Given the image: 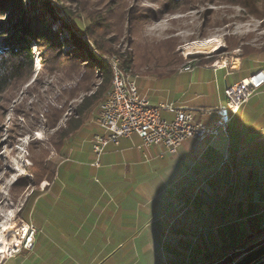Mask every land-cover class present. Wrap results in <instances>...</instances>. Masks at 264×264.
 I'll return each instance as SVG.
<instances>
[{
	"label": "rangeland",
	"instance_id": "1",
	"mask_svg": "<svg viewBox=\"0 0 264 264\" xmlns=\"http://www.w3.org/2000/svg\"><path fill=\"white\" fill-rule=\"evenodd\" d=\"M20 1L24 8L9 9L0 17V26L10 31L0 37V42L10 38L21 14L28 18L43 8V0ZM185 1L184 5H174L168 0H52L57 19H50L49 24L53 31L60 32L59 46L52 49L43 41L30 43L33 68L27 67L0 94V232L10 225L3 222L8 214L2 213L10 207H19L11 222L13 232L8 233L11 247L20 239L24 224L32 223L31 195L37 187L42 188L44 179L56 175L61 161L72 159L71 162L88 167L94 159V153L92 158L88 152L90 148L93 151L92 139L102 132L98 121L102 102H99L80 128L66 133L70 121L80 120L76 110L83 97L91 94L88 88L94 90L98 82L94 63L74 58L77 48L70 33L88 40L85 34L88 27L99 46L107 51L103 58L111 66L117 60L136 77L195 70L184 73L182 78L186 81L197 78L203 82L202 87L211 90L218 85V79L207 67L224 65L238 75L248 67L264 68V4L253 11L225 0ZM63 8L70 10V17ZM62 23L69 24L70 31L62 29ZM210 38L219 40L217 51L187 53L188 47ZM122 55L124 58L131 55L133 66H125ZM187 66L191 69L185 70ZM193 92L194 89L189 91ZM198 229L183 233L172 227L154 234L148 228L134 234L130 257L138 264H220L226 259L233 264L242 252L264 242V233L256 234L252 240L230 249L232 241L222 238L208 244ZM145 240L147 248L140 244L135 248L136 243ZM42 241L43 236L39 242ZM32 246L21 247L12 256L0 253V264L15 256L29 258L31 253H20ZM56 252L61 253L55 247L39 248L30 258L31 264H43L44 259ZM79 257L76 250L70 254V258ZM257 264H264V256Z\"/></svg>",
	"mask_w": 264,
	"mask_h": 264
},
{
	"label": "crops",
	"instance_id": "2",
	"mask_svg": "<svg viewBox=\"0 0 264 264\" xmlns=\"http://www.w3.org/2000/svg\"><path fill=\"white\" fill-rule=\"evenodd\" d=\"M205 69L218 79L211 90L197 78H182L195 70L144 74L136 83L153 105L192 108L198 120L210 123L225 99V87L262 67H248L239 75L224 65ZM162 116L174 115L162 111ZM88 152L93 158L91 148ZM71 160L61 161L56 175L31 195L37 231L31 250L20 253L31 255L3 264H31L34 252L46 247L61 253L43 264H138L130 257L132 239L148 228L157 234L165 228L189 233L198 227L208 244L223 238L233 242V249L264 231V87L234 115L227 133L189 139L174 153L145 146L133 135L108 146L100 167L92 165L93 159L88 167ZM138 244L147 248L146 240L135 248ZM75 250L78 259L70 258Z\"/></svg>",
	"mask_w": 264,
	"mask_h": 264
},
{
	"label": "built area",
	"instance_id": "3",
	"mask_svg": "<svg viewBox=\"0 0 264 264\" xmlns=\"http://www.w3.org/2000/svg\"><path fill=\"white\" fill-rule=\"evenodd\" d=\"M115 62L118 73L124 70L117 60ZM262 87L264 68L227 85L224 90L225 99L216 109V119L205 123L197 119L192 108L178 107L173 103L153 105L147 97L141 95L133 77L130 80L119 79L116 92L111 93L108 101L102 102L99 110L98 121L102 132L95 134L92 139V165L100 167L108 146H119L122 139L133 135L139 136L145 146H164L174 153L189 139L204 141L221 132L227 133L234 115ZM162 111H168L174 116L171 119L165 118ZM24 226L27 227L24 236L20 243L14 244L10 256L21 247L30 248L33 244L36 228L32 223H25Z\"/></svg>",
	"mask_w": 264,
	"mask_h": 264
},
{
	"label": "trees",
	"instance_id": "4",
	"mask_svg": "<svg viewBox=\"0 0 264 264\" xmlns=\"http://www.w3.org/2000/svg\"><path fill=\"white\" fill-rule=\"evenodd\" d=\"M168 1L174 5H184L186 3L185 0ZM225 1L240 4L253 11L261 4H264V0ZM52 3V0H43V8L40 11H35L34 14L30 15L28 18H25L23 14H21L19 19L20 22L13 27L14 34L12 31L10 38L4 39L3 42H0V94L6 91L11 84L23 74V71H25L27 67H31V69L33 68V56L30 43L43 41L52 49L59 44L58 33L60 32L53 31L49 24L50 19H52V21L57 19L54 11L55 8ZM12 8L13 10L15 8H24V4L20 0H0V17ZM63 10L70 17V10L66 8H63ZM17 26L21 27L18 34H16L19 29ZM0 27V37L5 33L10 32L7 28H3V26ZM62 29L70 31L71 27L67 23H62ZM85 30L88 40L84 38L83 35H76L75 32L70 33L74 38V43L77 48V50L73 52L75 53L73 55L78 61L82 60L83 62L94 63L95 67L98 69V72L96 73V79L98 82L94 85V90L88 88V90H91V94L83 97L81 104L76 110L80 120L69 122V129L66 132L67 134L80 128L88 113H90L99 102L100 104L103 102L107 93L112 88L114 78L111 64L103 58L104 53L107 51L99 46L93 32L90 31L88 27H86ZM15 35L18 37L16 38ZM89 41L93 43V47L90 45ZM122 58L125 66L128 68L133 66L134 58H132L131 55L126 58L122 55Z\"/></svg>",
	"mask_w": 264,
	"mask_h": 264
},
{
	"label": "bare ground",
	"instance_id": "5",
	"mask_svg": "<svg viewBox=\"0 0 264 264\" xmlns=\"http://www.w3.org/2000/svg\"><path fill=\"white\" fill-rule=\"evenodd\" d=\"M219 48H220L219 40L217 38H210V39H207L205 42H201V43H198V44H195L193 46L188 47L187 53L188 54H202V53H207V52H211L212 53V52L217 51ZM112 68H113V72H114L112 88L107 93V95H106L105 99L103 100V102H106V101L109 100V97L111 96L112 92H116V89H117L118 83H119V79H121V80H130L133 77V80L136 83V76H134L133 74H131V73L127 72V71H125V69L119 71V73H118V70L116 68V62L113 63ZM185 70H190V66L185 67ZM100 109H101V107H100ZM18 211H19V207L15 206V207H10L8 212L6 211V213H2L3 216L8 214V216L6 217V219H4L3 222L5 224H9L10 223V225L5 227L3 232H0V253H7L8 252L7 253V254H9L8 256H10V252L11 251H14V244H12V247H11V242H10V240L8 238V233L12 231V228H11V226H12L11 225L12 218L18 213ZM22 228L23 229L21 230V234H20L21 237H20V239L17 240V243H20L21 238L24 236V231H25V229L27 227L24 226ZM12 238H14V236Z\"/></svg>",
	"mask_w": 264,
	"mask_h": 264
},
{
	"label": "water",
	"instance_id": "6",
	"mask_svg": "<svg viewBox=\"0 0 264 264\" xmlns=\"http://www.w3.org/2000/svg\"><path fill=\"white\" fill-rule=\"evenodd\" d=\"M263 233L264 231L260 232L259 235ZM253 238H255V236L250 239L252 240ZM238 256L239 258L233 264H257V261L261 260L264 256V242L257 245L256 247H253V249H248L245 253L242 252V254ZM226 260H224L220 264H229Z\"/></svg>",
	"mask_w": 264,
	"mask_h": 264
}]
</instances>
